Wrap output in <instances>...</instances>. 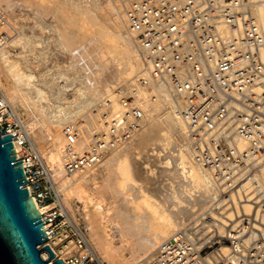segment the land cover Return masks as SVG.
Returning <instances> with one entry per match:
<instances>
[{
  "label": "bare ground",
  "instance_id": "bare-ground-1",
  "mask_svg": "<svg viewBox=\"0 0 264 264\" xmlns=\"http://www.w3.org/2000/svg\"><path fill=\"white\" fill-rule=\"evenodd\" d=\"M15 5L32 11L33 17L14 14ZM77 5L85 13L80 23H75V32L68 29L73 21L69 8ZM0 10L4 15L0 17V31L7 35L0 37V90L6 108L23 122L25 133L14 135L18 149L23 141H32L35 155L50 170L45 169L55 192L54 204L66 208L71 222L77 225L74 229L80 230L88 250L103 264H147L156 250L176 236L185 223V214L196 215L218 206L219 187L213 172L193 156L188 126L179 113L182 101L151 77V68L128 28L120 0H0ZM250 15L264 43V2L256 4ZM64 17L68 21L63 22ZM9 25L17 27L16 35H10ZM217 30L222 38L243 35L240 22L233 29L219 24ZM76 35L80 40L93 35L96 38L97 68L87 78L82 74L88 71V65L80 62V73L72 61L71 43ZM56 51L67 56L69 75L64 71L55 76L50 86L43 75H32L28 65L41 54ZM261 56L264 59V49ZM112 64L116 66L113 81H102L99 75ZM129 95L134 97L132 103L126 102ZM21 108L27 120H22ZM133 109L140 112L143 127L137 134L131 128L132 139L121 143L122 133L138 120ZM115 138L112 147L109 143ZM152 139L156 140L151 143L155 154L146 156L147 161H138L140 150ZM232 143L239 153L249 147L248 141L237 135L232 136ZM74 155H95L98 160L94 166L87 164L70 172L67 166ZM23 162L25 167L31 163ZM150 163L160 165L158 170ZM262 192L264 176L260 175L232 192L230 203L222 210L219 205L216 211H209L215 221H220L219 234H224L227 222L240 212L253 213L264 223V212L253 206L257 193ZM34 201L41 215L54 206ZM77 201L82 208L76 211L71 202ZM76 213L83 219L86 233L81 231ZM238 223L240 220L233 227ZM44 228L48 230L46 223ZM60 238L52 236L48 240L57 257ZM218 251L222 257L229 255L225 245ZM41 257L46 259L47 252Z\"/></svg>",
  "mask_w": 264,
  "mask_h": 264
},
{
  "label": "built area",
  "instance_id": "built-area-1",
  "mask_svg": "<svg viewBox=\"0 0 264 264\" xmlns=\"http://www.w3.org/2000/svg\"><path fill=\"white\" fill-rule=\"evenodd\" d=\"M120 1L128 28L151 68V77L182 101L179 113L187 123L188 141L195 160L213 172L219 187L218 206L196 213L191 220L193 224L186 223L175 237L156 250L147 264H207L200 257L204 247L199 244L201 240L195 243L192 239L204 231L213 234L215 241L227 240L230 244L229 255L216 254L212 257L214 263L264 264V223L253 213L240 212L234 220L227 222L224 234H219L220 221H215L209 214L219 205L222 210L229 204L231 193L248 179L264 176V59L261 56L264 43L258 38L250 15L252 8L264 0ZM239 22L243 25V35L239 38L219 35V24L233 29ZM133 100L134 97L127 103ZM6 114V101L0 90L1 128L5 133L17 136L16 132L10 133L4 128ZM133 116L138 120L122 133L120 142L124 135L131 138L134 134L131 128L138 131L142 124L140 112L133 109ZM233 135L248 141V149L239 153L233 146ZM117 139L111 142L115 143ZM37 157L41 172L31 173V163L25 167V172L31 197L45 205L48 196L55 199V192L47 179L48 168ZM95 158V155H74L67 168L72 172L87 164L94 166L98 160ZM42 181L45 189L41 188ZM253 202L254 209L256 206L264 212L263 192L257 193ZM58 210L64 211L60 207ZM48 212L41 218L48 226V230L44 229L49 240L55 236L53 223L57 213ZM238 220L240 223L233 227ZM74 232L75 239L57 243L58 257L51 248L55 258L67 264H103L88 250L80 230L74 229ZM250 236L252 238L248 240Z\"/></svg>",
  "mask_w": 264,
  "mask_h": 264
},
{
  "label": "rangeland",
  "instance_id": "rangeland-1",
  "mask_svg": "<svg viewBox=\"0 0 264 264\" xmlns=\"http://www.w3.org/2000/svg\"><path fill=\"white\" fill-rule=\"evenodd\" d=\"M85 3L89 4L88 1H85ZM81 9H82V6H79V5H77L76 7H70L69 8V12L72 15L71 19L73 21L70 22V24H68V29H72L73 31L77 32V26L75 25V23L79 24L80 21H81V17L85 13V10H83V9L81 10ZM13 10H14V14H17L18 16H19V14H22L23 18H27L29 16V19H31L33 17L32 11L26 10L22 6L15 5ZM1 15H3V14H2V12L0 10V16ZM62 16H63V14H62ZM64 20L68 21V18L64 17L63 18V22H64ZM26 26L28 27V25H26ZM26 26H25V28H27ZM9 27H10V25H9ZM16 28H17L16 26L13 27L11 25V27L9 28L10 29V35H14V34L16 35L17 34L18 30ZM106 28H107V26L103 25V29H106ZM2 32L3 31H0V37H3V36L7 37L6 32L5 33L4 32L2 33ZM46 33H48V32H46ZM95 43H96L95 35H93V37H88L87 36L83 40H80L79 37L76 35V37H74V39H73V41L71 43V45H73V47H74L73 48V52L71 54L72 61L76 62V66L78 67V69L81 70L80 69V67H81L80 66L81 65L80 62L81 63H86L88 65L87 66L88 71L86 73L82 74V76L84 78L85 77L87 78L88 76H90L91 75L90 73H92V71L97 68V66H96L97 65V61H96V49H97V47L95 46ZM56 52H57L56 54L55 53L53 54V53H50V52H47L45 54H41V56H39V57H37L36 59L33 60L32 64L28 65V68H30L32 75L41 76V77L43 75V77L46 79V81L48 80L50 82V86H51V83H53L52 81H53V78L55 76H60L61 73L64 72V71H67L66 72L67 76L69 75L68 67L66 66V62L68 60L67 56L62 54L61 51H56ZM115 68H116V66L114 64H112L109 67H107L106 69L102 70L101 74L99 75L100 79L102 81H104V82L113 81V74H114V69ZM39 72H41V73H39ZM47 72H49V76H47ZM80 73H82V70L80 71ZM142 83H144V81H142ZM40 90L44 91L45 89L41 88ZM4 97H5V95H4ZM125 99H126V102H129L130 100L133 99V97H132V95H129V96H126ZM6 112L8 114H6L5 117H4V123H3L4 124V128L16 132V135H18V136H20V135L22 136L25 133V131L22 130V128H24L23 122H21V120L17 117L15 112L11 111V109H9V108L7 109L6 108ZM19 113L22 115V120H27L28 119V116H27L26 111L24 109L21 108ZM141 127H143V123L138 127L139 128L138 132L141 131ZM135 132H136V134L138 133L137 131H135ZM127 137H128V135L127 136L124 135V137H123L124 140H122L121 143H124V142L126 143V142L130 141L133 136L131 138L130 137L127 138ZM30 141L31 140L23 141V144L19 145V152H20L22 157L27 158V160L29 159L31 161L30 171H31V173L35 174V173L41 172V165H40V163L38 161H36V155L34 154V150H32V144H31L32 141L31 142ZM153 142H156V140L152 139L149 142V144L146 145L147 149L145 148V145L142 147V149L140 150L142 152H140V154L138 156L139 157L138 161H140V162H144L145 160L147 161L146 156H153L155 154V151L152 150L153 147L151 145V143H153ZM111 145L113 147L114 143L111 142L110 146ZM122 146H123V144H122ZM149 160L152 161L151 159H149ZM152 163H150L148 165L152 166L153 165ZM158 166H160V165L156 164V166H152V168L156 171V170H158L157 168H159ZM171 166H172V164L169 165V168H171ZM48 170H49V168H48ZM166 174H167V171H166ZM40 184H41V188L45 189V183L42 181ZM54 203H55L54 197L48 196V198L45 200V205L44 206H49L51 204L54 205V206H51L49 208V212L48 211L47 212L49 214L57 213L56 214V216H57L56 220L53 223V227H54V230H55L54 231L55 236H60L61 235L62 238H60V240L62 241L64 239V242H66L69 239H75V232H74V229H73V225H74V228L77 225H75V223L73 224V222H71L72 218L69 215V213L67 212L65 207H60L64 211H62V212L60 211L59 212V210H58L59 207L57 205H55ZM71 205H72L73 209L76 210V211L80 210L82 208L81 203L78 202V201L74 202V203L71 202ZM206 205L207 204H205V206ZM208 207H209V204L207 205L206 208H208ZM203 210H205V209H203ZM198 212H200V211H198ZM194 215L195 214H191V215L187 216V214H185V223L183 224L182 227H180V229L183 228L186 223L187 224L191 223L192 222L191 220L193 219ZM76 218L78 220H80L79 221V227H80V229H82L81 231L86 233L87 230L84 227L83 219L81 218V216H79L78 213H76ZM192 224H193V222H192ZM192 224L190 225L191 226V230L193 229L192 227H194ZM189 229H190V227H189ZM203 231H204V229H203ZM205 232H208V231H205ZM205 232H202L198 236L197 235L194 236L192 239L195 238L194 241H195V243H197L198 240H201V242H202V238H203V242L204 243L202 242V245L204 247H202V249L200 251L201 259L202 260L203 259L206 260L207 258L210 257V260H208V261L206 260L208 262L207 264H218V263H220V261H216L217 263H214L212 257L217 256L216 255L217 253L220 255L218 250H219V248L222 245H225V246H227L229 248L230 244L228 243L227 240L220 241V239L219 240L216 239V241H215L214 238H213L214 237L213 234H210L209 232L206 234ZM188 234H190V233H188ZM196 237L199 238V239L197 240ZM204 239L207 242H205ZM263 239H264V236H263ZM201 242H200V244H201ZM208 242H210V243L208 244ZM197 246H198V244H197ZM205 246H207V247H205ZM246 253L248 254V252H246ZM252 253H255V252H252ZM46 259H48V256H47ZM209 262H211V263H209ZM104 264H106V263H104Z\"/></svg>",
  "mask_w": 264,
  "mask_h": 264
},
{
  "label": "water",
  "instance_id": "water-1",
  "mask_svg": "<svg viewBox=\"0 0 264 264\" xmlns=\"http://www.w3.org/2000/svg\"><path fill=\"white\" fill-rule=\"evenodd\" d=\"M47 241L19 149L0 125V264H67ZM45 252L48 260L41 257Z\"/></svg>",
  "mask_w": 264,
  "mask_h": 264
}]
</instances>
